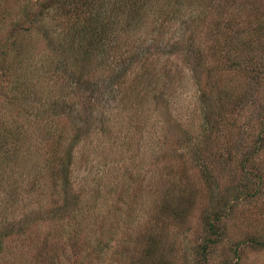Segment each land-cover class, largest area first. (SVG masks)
Returning <instances> with one entry per match:
<instances>
[{
  "label": "rangeland",
  "instance_id": "rangeland-1",
  "mask_svg": "<svg viewBox=\"0 0 264 264\" xmlns=\"http://www.w3.org/2000/svg\"><path fill=\"white\" fill-rule=\"evenodd\" d=\"M65 1L0 0V130L19 141L0 156V264H201V213L223 199L210 262L264 264L247 240L264 242V0H184L172 20L153 0L116 32L125 64L78 81Z\"/></svg>",
  "mask_w": 264,
  "mask_h": 264
},
{
  "label": "trees",
  "instance_id": "trees-1",
  "mask_svg": "<svg viewBox=\"0 0 264 264\" xmlns=\"http://www.w3.org/2000/svg\"><path fill=\"white\" fill-rule=\"evenodd\" d=\"M152 1L153 0H67L65 3L61 4L62 9L59 13L63 14V18H67V31L65 34L68 36V46L71 49H81V51H79L80 53L75 50V52L80 54L76 57L75 61H79L82 68L81 71L77 72V76L72 75L75 80L85 77V74L88 71L85 68L88 64L98 65L101 61V65H103L106 61L112 58H115V60L118 61L121 60L122 63L124 62V58L126 57L123 58L122 54H119L120 49L122 48L120 45L122 43L118 40L116 35L119 32L123 34L125 32H130L131 30L134 31L136 28L140 27L142 24L140 19L144 14V10L147 5L153 3ZM183 2L184 0L170 1V4L168 3L170 10H167V6L164 7L166 10V19L172 20V18H180L178 15L184 6ZM44 6L52 7L53 4H49L48 2V4L45 3ZM118 21H121L122 23L119 27H116L115 22L117 23ZM258 24L264 29V20L258 22ZM237 38L240 37L237 36ZM107 40L110 42H107ZM245 42L247 44L248 39L245 40L244 43ZM144 53L143 50H139L135 55H132L131 58L128 56V58H130L129 64L135 60L140 61L137 57L142 56ZM237 57L239 56L237 55ZM229 60L234 61L233 58H230ZM231 63L233 64V62ZM141 65L142 64H140V66ZM124 67L121 65L120 68L124 71V69H126ZM122 73L123 72H121V74ZM11 136L18 137L17 134L12 133L9 129L1 128L0 156H2L5 161L9 159L10 154L14 155L19 150V141L17 139L12 140ZM70 152L71 150L66 153L67 158ZM14 166L15 165H9L10 172L14 170ZM242 169H244L243 166ZM56 171V177L62 179L64 182L63 186L66 187L70 175L68 162H61L59 160V165L56 166ZM230 208L231 206L228 204V199H223L222 202L217 205V208H207L204 209V212L202 211L200 222L204 237L202 242L198 244V248L200 249L199 258L202 260L201 264H213L210 262V251L216 249L217 246H220L226 238V221L230 215ZM186 213L185 209L180 210L179 212L171 209L169 214L172 215V218H176L181 224ZM247 240L253 249L264 251V242L259 241L254 237ZM150 242L151 245H156L157 240L152 238L150 239ZM232 251L235 254L239 252L237 244L232 248ZM154 252L152 251V253ZM239 257L238 253L234 262L224 260L219 264H238ZM161 258L162 255L156 252L154 255V264H168L166 263V260Z\"/></svg>",
  "mask_w": 264,
  "mask_h": 264
}]
</instances>
